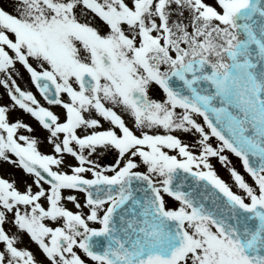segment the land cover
<instances>
[{
	"label": "snow or ice",
	"instance_id": "6c2138e0",
	"mask_svg": "<svg viewBox=\"0 0 264 264\" xmlns=\"http://www.w3.org/2000/svg\"><path fill=\"white\" fill-rule=\"evenodd\" d=\"M0 264H264V0H0Z\"/></svg>",
	"mask_w": 264,
	"mask_h": 264
},
{
	"label": "rangeland",
	"instance_id": "374dc122",
	"mask_svg": "<svg viewBox=\"0 0 264 264\" xmlns=\"http://www.w3.org/2000/svg\"><path fill=\"white\" fill-rule=\"evenodd\" d=\"M32 90L35 92V88L34 87L32 88ZM231 159L234 161L236 166L239 168V160H238V158H236L233 155V156H231ZM213 163H214L218 173L222 176V178H224L228 182H231L230 181V173H229V171L226 168L222 167L215 159H213Z\"/></svg>",
	"mask_w": 264,
	"mask_h": 264
},
{
	"label": "flooded vegetation",
	"instance_id": "af4514ba",
	"mask_svg": "<svg viewBox=\"0 0 264 264\" xmlns=\"http://www.w3.org/2000/svg\"><path fill=\"white\" fill-rule=\"evenodd\" d=\"M35 93L37 94V96H38V98H39V93H38V91L35 89ZM42 99V98H41ZM42 102H43V100H42Z\"/></svg>",
	"mask_w": 264,
	"mask_h": 264
}]
</instances>
